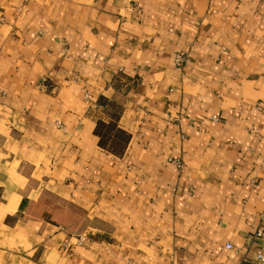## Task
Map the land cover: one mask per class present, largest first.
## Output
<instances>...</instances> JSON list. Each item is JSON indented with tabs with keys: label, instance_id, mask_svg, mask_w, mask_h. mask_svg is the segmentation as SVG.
Masks as SVG:
<instances>
[{
	"label": "crops",
	"instance_id": "obj_1",
	"mask_svg": "<svg viewBox=\"0 0 264 264\" xmlns=\"http://www.w3.org/2000/svg\"><path fill=\"white\" fill-rule=\"evenodd\" d=\"M257 253L264 0H0V264Z\"/></svg>",
	"mask_w": 264,
	"mask_h": 264
},
{
	"label": "built area",
	"instance_id": "obj_2",
	"mask_svg": "<svg viewBox=\"0 0 264 264\" xmlns=\"http://www.w3.org/2000/svg\"><path fill=\"white\" fill-rule=\"evenodd\" d=\"M183 61V56L182 55H177L175 57V63L180 64ZM87 96V95H85ZM175 165L177 167H180V162L179 161H174ZM226 248H230L229 244L225 245ZM255 260H256V264H264V256L261 253H257L255 255ZM129 264H133V263H129Z\"/></svg>",
	"mask_w": 264,
	"mask_h": 264
}]
</instances>
